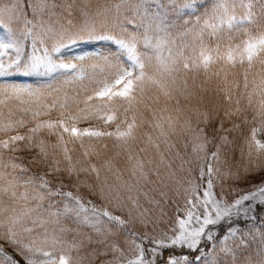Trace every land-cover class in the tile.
<instances>
[{
  "label": "trees",
  "instance_id": "obj_1",
  "mask_svg": "<svg viewBox=\"0 0 264 264\" xmlns=\"http://www.w3.org/2000/svg\"><path fill=\"white\" fill-rule=\"evenodd\" d=\"M221 1L101 0V4L105 6V15H108L110 20L114 17L117 26H110V22L104 23L103 27H108L109 30L104 33L101 31L102 27L97 30L96 36L89 34L91 38L87 36L86 41L78 42L77 45L75 43L74 46L77 49L75 53L81 52L83 49L81 44L85 43L86 48L94 46L100 52V54H91L94 57H90L87 61L89 65L96 62L93 60L97 58V63L99 61L110 63L119 61L123 57V52L117 51L120 49L111 43V37L108 35H113L115 31L120 38L134 34L137 37L138 50L143 56L141 58L142 69L149 74H155L157 78L156 73L165 66L162 64L158 66L152 57L156 56L155 46L157 44L174 40L173 46L194 43V46L198 48L200 44L205 45L202 43L205 42L211 48L219 50L230 43L239 44L247 37H254L264 31V0H241L251 7L252 18L247 25L239 24L242 26L238 25L235 29H220L213 34L204 33V22L210 21L211 14L217 10ZM190 3L193 12L186 14ZM0 7L6 8L3 18L12 16L9 31L0 26V45L6 41V44L15 47V49L4 51L0 56V62L3 61L1 66L5 69V78L7 82L14 84L23 82L31 84L26 94L12 96L7 93L12 96V104L16 105V108H0V264H19L11 252L17 251L22 242L36 244L41 239L36 241L34 236L39 233L43 235L47 231L46 238L52 237V241H47V244L58 250L73 246L81 248L80 250L86 253L85 251L95 248L96 253L100 254L101 244L93 245L85 241L80 233L81 228L75 224L73 212L84 209L114 229L116 232L114 239L120 244L121 250L128 249L126 240H132L139 245L142 260L139 263L127 264H168L170 260L176 261L179 258H184L185 264H203L209 257L207 247L203 248L198 245L195 248L188 247L187 250H177L174 247L160 246L154 234L163 224L156 223L151 226L152 228L147 226L137 230L127 222L130 219L127 217L129 207L123 211L110 208L109 203L113 202V197L117 196L118 191L127 190L130 185H134V174L139 170H132V165L134 162H139L144 169L146 166L145 174L142 172L145 178L143 179L145 190L153 194L151 197L156 200L159 198L164 202L163 205L171 204V210L175 212L174 200L171 199V203H166L165 196L163 198L159 196L161 190L158 192L154 186L163 187L166 182L163 176H167L168 173L189 174L192 168L200 166L199 156L193 157L190 151L184 150L181 151L180 158L171 157L174 153L169 154L171 151H165L160 142H157L154 134L155 123L160 121V115L163 113L167 116L165 120L178 118L182 123L188 119L192 120L189 122V130L197 135L202 134L206 139L209 154L205 156L207 157L204 159L205 162L201 159L203 165L211 163L214 167L210 166L212 170L218 173L223 170H238L235 172L237 175L226 176L230 179L224 181L225 183H218L217 189L214 190L216 193L227 194V191L232 189L233 180L237 176L249 182L250 185L255 183L256 174L246 175V178L241 175V172L247 170V168L244 169L243 153L249 150L241 145L240 139L243 140L244 134L255 126H264V87L256 89L251 83V88H249V84L246 83L247 76L250 74L254 76L255 73H259L264 77V66L232 65L224 69L222 66L212 68L210 72L215 76H222L223 79L214 89L211 99L201 105L187 102L181 106L177 93L180 89L176 90V87L167 94L155 90V93H158L155 95L156 100L154 96L147 97L142 100L143 103L146 101L143 106H141L142 102H135V97L130 101H121L114 108H107L103 120L98 122L104 123L101 126L102 134H90L81 140L74 141L72 146H69L81 151V156L72 157L69 161L59 158L53 147L40 146L41 135L48 134L49 139L59 137L61 134L64 138L72 136L69 131L64 132L58 125L52 126L51 123L57 122L54 116L59 118V112L64 111L65 114H70L74 118L79 117L80 113L82 117H87L90 116L87 112L92 108L88 111L80 108L81 104L77 100L75 87L69 84L68 88L63 91L67 104L64 109H59L57 100L59 94H55L53 88L60 84L62 88L64 82L59 83L55 78L49 81L47 79L34 80L33 77L29 79L24 71L29 56L36 49L53 47L52 42L59 38L58 34L64 35L62 39L71 37L72 30L69 28L73 25L68 20L75 15V4L72 0H0ZM178 7H181L183 10L181 13L184 15L175 13ZM11 8H14V11H11ZM146 21H149L147 22L149 24H158L162 30L154 29L146 39L145 32L140 27H136L137 23ZM48 36L50 37L48 43H45V38ZM104 36L108 40L104 43L99 42ZM200 36H202L201 41ZM69 52L70 50L66 55H61L59 52L55 58L59 61H69ZM3 78H0V83ZM227 81L228 84L225 85ZM8 86L0 84V90L3 91ZM143 87L151 89L153 85L143 82ZM17 89L22 90L18 87ZM41 90L39 96L45 94L46 97L37 100L39 96L36 97V94ZM174 91L176 96L171 94ZM163 94L166 96H162ZM20 98L25 100L23 106L19 104ZM109 116V120L112 121L107 123L105 120ZM195 116L204 119L198 121ZM45 123L52 127L42 130L40 126L46 127ZM165 124L169 127L168 123ZM116 127H121V131L125 133L127 138L124 141L120 140L123 136L118 138L113 132ZM188 135L189 133L185 137ZM168 136L172 138L171 143L175 146L173 148L175 152L184 147L181 146L183 139L177 141L179 136L183 138L182 134H169ZM46 142L52 145L51 141ZM151 142L161 146L158 156L150 153L148 145ZM161 155L164 162L158 161ZM149 160L154 161L155 169L153 167L148 169ZM179 161L185 165L184 170L179 169ZM258 163L263 164L261 172H264V161ZM164 164H167L166 171L161 169ZM84 169L88 172L83 171ZM138 180L139 184L143 181L140 177ZM207 180L209 184L216 181L215 178L208 176L203 182L206 183ZM196 182L200 183L199 178ZM241 184L244 183L240 182L237 187ZM67 205L78 210H72L70 212L72 216L63 215V209ZM156 210H158L157 207ZM183 215L184 213L180 214V218ZM23 216L29 219L24 221L23 229L29 227L32 236L22 237L17 229L10 228L6 231L8 224L4 221ZM170 216L175 219L179 217V213L175 212ZM117 217L123 218L124 221L118 222ZM57 221L61 224L58 225ZM238 221V224L232 223L224 226V230L232 232L235 228H239V232H243L241 229L246 227L251 231V226H260L262 227L260 230H263L261 240L264 242V204L256 205L251 217L239 218ZM74 228H77L79 232L74 231ZM165 229L167 230L166 227ZM213 230L221 232L223 228L218 226ZM53 238H58L56 245ZM66 239L70 241L68 245H65ZM61 242L63 245L59 246L58 243ZM206 242L209 246L210 240ZM250 243L253 244L251 236L239 239L236 243L234 242L233 249L238 251L244 247V254L261 250L251 249ZM246 245L249 246L246 247ZM261 245L264 246V243ZM224 252L225 249L221 250L220 255L222 256ZM77 258L81 259V257ZM97 261L98 258L97 260L92 259L91 264ZM216 262L224 264L221 261Z\"/></svg>",
  "mask_w": 264,
  "mask_h": 264
},
{
  "label": "rangeland",
  "instance_id": "obj_2",
  "mask_svg": "<svg viewBox=\"0 0 264 264\" xmlns=\"http://www.w3.org/2000/svg\"><path fill=\"white\" fill-rule=\"evenodd\" d=\"M72 2L75 4V15L68 20L73 25L69 28L72 30L71 37L62 39L64 35L58 34L59 38L52 42L53 47L36 49L29 56L27 67L24 71L29 79L33 77L34 80L47 79L49 81L55 78L59 83L61 81L64 82L62 88L61 84L53 88V92L59 94L57 97L59 109H64L67 104L63 91L68 88L69 84L75 87L77 100L81 104L80 108L86 111L92 108L87 112L90 115L87 117H82L80 113L79 117L76 116L74 118L70 114H65L64 111L59 112V118L56 115L54 116V120L56 119L57 122L55 124L51 123L52 126L58 125L64 132L69 131L72 136L64 138L60 133L59 137L49 139L48 134L41 135L39 145L45 148L53 147L59 158L71 161L72 157L81 156V151L69 146H72L74 141L81 140L83 137L90 136V134H102L101 126L104 123L98 122L103 120L107 108H114L121 101H130L131 98L135 97V102L141 103L143 99L150 96H154V100H156L155 95L158 93H155V90L167 94L168 91L176 87V90L177 88L180 89L177 90V93L181 106L187 102L201 105L211 99L214 89L220 85V81L223 79L222 76L213 75L210 72L212 68L222 66L224 69L229 66L232 67V65L264 66V31L254 37H247L239 44L230 43L219 50L211 48L205 42H202L205 45L200 44L198 48L194 46V43L180 45L181 47L173 46L174 40L157 44L155 46L156 56L152 57L158 66L165 65L156 73L157 78L154 76L155 74H149L142 69L141 58L143 56L138 50L137 37L133 34L126 38H120L115 31L113 35L108 36L111 37V43L120 49L117 51L123 52V57L119 61L112 63L109 61H99L97 63V58L93 60L96 62H92L89 65L87 61L90 60V57H94L91 54H100V52L94 46H87L86 48L85 43H80L83 49L81 52L75 53L77 50L74 46L75 43L77 45L78 42L86 41L87 36H96L97 30L102 28L104 23L110 22L112 27L117 26V24L114 22V17L110 20L108 15H105V6L101 4V0H72ZM5 9V7H0V26L9 31L11 29L10 21L12 16L3 18ZM10 10L14 11V8ZM181 12H183L181 7L175 9V13L182 14ZM192 12L193 8L190 3L187 6L186 14ZM251 18V7L247 2L222 0L217 10L211 14L210 21L208 23L207 20L204 22V33L213 34L225 28L235 29L239 24L245 26L251 21ZM147 22L149 21L136 24V27H140L145 32L146 39L148 34L154 29L162 30L158 24H149ZM108 30V27L101 29L104 33ZM55 36L57 37L56 34ZM49 38V36L45 38V43H48ZM88 38H91V36ZM201 38L202 36L199 37L200 41ZM107 40L108 38L104 36L99 42L104 43ZM168 48L170 50H167ZM8 49H15V47L3 41V45H0V56ZM177 49L180 50L178 51ZM69 50V61H59L55 58L59 52L61 55H66ZM2 64L3 61L0 62V78H4L0 84L9 85L10 88L8 86L3 91L0 90V108H16V105L12 104V96L28 93L26 90L30 89L31 84L26 82L21 84L7 82L5 69L2 68ZM91 67L93 68L90 72ZM247 78L246 83L249 84V88H251L252 83L256 89H263L264 77L262 75L255 73L254 76L250 74ZM143 82L150 83L153 87L151 89L143 87ZM227 84L228 81L225 85ZM17 87L22 90L17 89ZM41 92L42 90L36 94V97ZM171 94L176 96L175 91ZM29 96L32 97L30 94ZM162 96L165 97L166 95L163 94ZM45 97L46 95L43 94L37 100ZM19 101L22 106L25 104V100L20 98ZM166 117L165 113H163L160 115V121L155 123L154 134L157 142H160L165 151H171L169 154L174 153L171 157L180 158L181 151L183 152L184 150L190 151L193 157L199 156L198 163L200 166H196L195 169L192 168L188 172L189 174L168 173L167 176H163L166 180L163 187L154 186L158 192L160 190L163 191H160L159 196L162 198L165 196L166 203H171V199L174 200L175 212L179 213V217L172 219L170 214L174 215L175 212L171 210V204L163 205L164 202L160 201L159 198L156 200V198L151 197L153 194L145 190L143 173L145 174L146 166L144 169L139 162H134L135 166L132 165V170H139V172L134 174V185H130L127 190L118 191L117 196L113 197V202L109 203L110 208H118L124 211L125 208L129 207L127 217H130V219L127 222L137 230L147 226L152 228L151 226L156 223L163 224L162 227L158 228V232L154 234L160 246L174 247L177 250H187L188 247L195 248L198 245L203 248L207 247L209 257L203 264H218L216 261L224 262V264H264V246L261 245V243H264L261 240L263 237L261 232L263 230H260L262 227L251 226V231L246 227L241 229L243 232H239V228H235L232 232L224 230V226L232 223L238 224L239 218L246 219L251 217L255 206L264 204V172H261L263 164L258 163L264 161V126H255L244 134L243 140L240 139L243 143L241 145L249 150H247V153H243L244 169L247 168V170L241 172V175L246 178V175L256 174V182L250 185L249 182L237 176L233 180L232 189L229 192L227 191V194H221L220 192L218 194L214 191L217 189L218 183L230 179L226 178V176L237 175L235 172L238 170H223L222 172L219 171V174L218 171L212 170L210 167L212 166L211 163L203 165L202 160L204 161L207 158L205 156L209 154L206 147V139L202 134L197 135L192 133V130H189V122H192V120L188 119L182 123L178 118L165 120ZM195 117L198 121L204 119ZM109 119L110 116L105 121L110 123L112 120ZM165 123H168L169 127ZM45 125L46 127L39 126L42 130L52 127L48 123H45ZM113 132L117 134L116 137L118 138L123 136V139H120L121 141L127 138L125 133L121 131V127H116ZM188 133V137H185ZM169 134H182L183 138L179 136L177 141L183 139L181 146L184 147L175 152L173 150L175 146L171 143L172 138L168 136ZM46 141H51L52 145H48ZM161 146L155 142H151L148 145L150 153L155 156L159 155ZM158 159V161L164 162L162 155ZM209 159H211L210 156ZM154 166V161L149 160L148 169H152V167L155 169ZM178 167L180 170L185 169V165L180 161ZM166 168L167 164H164L161 169L166 171ZM83 171L88 172L86 169ZM208 176L215 178V183L209 184L208 180L206 183L203 182L204 178ZM139 177L141 180L144 179L140 184ZM197 178H199V184L196 182ZM240 182L244 184L237 187ZM20 204L23 206L22 203ZM156 207L158 210H156ZM74 209L76 208L67 205L63 209L62 214L72 216L70 212ZM183 213V217L180 218V214ZM73 214L75 224L82 230L80 233L81 236L83 235V239L93 245L101 244L99 248L100 254L96 253L97 250L95 248L85 251L86 253H83L80 250L81 248L78 249L73 246L58 250L47 244V241H52V237L48 236L46 238L47 231L43 235L39 233L34 236L36 241L39 238L41 239L36 244L22 242L17 251L11 252L17 263L91 264L92 259L97 260L98 258L95 264H108L109 262L111 264H127L139 263L142 260V252L137 243L132 240H126L128 249L123 251L120 249V244L114 239L116 232L108 224L105 225V222L93 217L86 209L74 211ZM117 218L119 219L118 222L124 221L123 218ZM26 220L29 219L23 216L4 221L8 224L6 231L10 228L17 229L22 237L32 236L29 227L23 229V224ZM57 224L60 225L61 223L59 224V221H57ZM218 226L223 228L221 232L213 230V228ZM73 230L79 232L77 228ZM248 236H251L253 241V244H249L251 249H261L260 251L255 250L256 253L250 251L244 254V247L238 251L233 249L234 242L236 243L237 240ZM57 239L53 238L55 245L57 244ZM206 240H210L209 246ZM69 242L66 239L65 245H68ZM58 244L62 246L63 242ZM249 245H246V247ZM223 249H225V252L221 256V250ZM77 257H81V259ZM233 259L236 260L233 261ZM168 264H185V259L179 258L176 261L173 259Z\"/></svg>",
  "mask_w": 264,
  "mask_h": 264
}]
</instances>
